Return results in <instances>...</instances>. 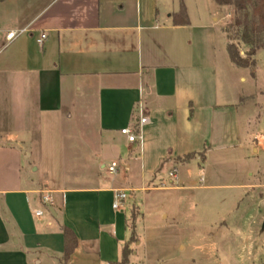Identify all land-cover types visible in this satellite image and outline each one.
Listing matches in <instances>:
<instances>
[{"label":"crops","instance_id":"0c3cea01","mask_svg":"<svg viewBox=\"0 0 264 264\" xmlns=\"http://www.w3.org/2000/svg\"><path fill=\"white\" fill-rule=\"evenodd\" d=\"M228 8L216 0H0V264L119 262L132 234L107 235L114 245L104 250L109 225L96 220L105 204L114 209L117 190L130 189L116 181L123 156L128 175L138 165L143 190H230L252 193L264 205V168L254 172L245 160H229L246 126L244 70H255L230 57ZM21 28L27 32L9 43L7 32ZM249 50L242 42V54ZM140 109L151 119L141 148L121 133ZM80 118L95 141L73 146L68 164L105 175L91 172L82 178L91 186L67 188L54 182L68 179L65 135ZM258 136L264 140L253 131L255 153ZM114 160L120 169L110 175ZM173 169V184L159 186ZM44 189L52 191L53 206L43 204ZM65 226L78 238L67 261ZM119 231L112 223V235Z\"/></svg>","mask_w":264,"mask_h":264},{"label":"rangeland","instance_id":"374dc122","mask_svg":"<svg viewBox=\"0 0 264 264\" xmlns=\"http://www.w3.org/2000/svg\"><path fill=\"white\" fill-rule=\"evenodd\" d=\"M244 13L245 11L241 12L239 16L243 17ZM226 15L230 36L234 37L237 31L240 34L241 29L234 25V19L237 17L234 8L226 9ZM220 22L221 20L217 23ZM233 42L241 55L246 57L242 54V42L239 39H234ZM254 59L255 75L251 74L249 68L244 70L247 80L241 83L246 96L241 108L246 125L241 133L242 146L229 160L236 164L245 160V163L257 172L264 168V140L257 137L259 151L255 153L252 148V133L258 132L264 138V48L256 52ZM72 128L75 132L65 135L64 167L67 168L68 179L63 182L56 180L54 183H62L67 188L91 186L93 181L82 179L91 175L90 166H70L68 163L71 161L70 153L74 151L72 147L93 143L95 136L87 130L89 127L83 118L78 119ZM48 158L49 162L54 160L52 154ZM120 162L121 170L116 178L117 184L130 189L127 190L125 207L114 210L105 204L100 209L103 218L96 221L101 223L102 227L109 225L105 230L106 234L102 236L104 250L111 249L114 245L109 242L107 235L120 239L122 230L124 237H130L132 234L128 264H260L264 261V232L260 231L264 205L260 208V202L254 194L234 193L230 190H218L209 194L191 190L146 191L142 189L144 181L138 172V165H133L132 176L126 173L125 156ZM197 172L199 169H196L193 175L195 180L200 176ZM92 173L103 174L99 168ZM105 173L107 176L108 173ZM37 176L42 178L41 171ZM106 176L104 180L110 181ZM169 180L168 177L165 182H160L159 186L172 185ZM261 181L264 183V173L261 175ZM134 207L140 210V214L139 211H134ZM164 214L168 215L167 218ZM219 219L226 221V228H219ZM125 222L129 223L128 229ZM112 223L119 226L118 235H112Z\"/></svg>","mask_w":264,"mask_h":264},{"label":"trees","instance_id":"16d2710c","mask_svg":"<svg viewBox=\"0 0 264 264\" xmlns=\"http://www.w3.org/2000/svg\"><path fill=\"white\" fill-rule=\"evenodd\" d=\"M216 2L220 5L233 6L234 13L235 15L237 14L234 19V25L241 29L240 34L237 31V34L231 37L228 27H226L230 40L228 51L232 61L241 67L254 68L256 62L253 57L259 48L264 47V0H216ZM244 11L243 17H240V13ZM181 14L186 15L184 5L182 6ZM187 21L186 19L185 22ZM234 39H239L250 47L246 57L241 55L237 45L233 42ZM63 232L65 239L64 260L67 261L78 246V238L68 226L63 227ZM129 255L130 246L127 244L123 249L122 259L113 264H128Z\"/></svg>","mask_w":264,"mask_h":264},{"label":"built area","instance_id":"2783aa9c","mask_svg":"<svg viewBox=\"0 0 264 264\" xmlns=\"http://www.w3.org/2000/svg\"><path fill=\"white\" fill-rule=\"evenodd\" d=\"M25 32H27V28H21L18 30H11L7 32L6 34V39L9 43L17 39L19 36L23 35ZM47 38L46 33H42L40 36H38L37 41L42 43L45 39ZM151 122V119L149 115L143 110L140 109V114L138 115L137 119L135 120L134 125H129L121 129V133L126 136L127 140L131 144H135L138 147H142L143 144V134H142V127L145 124H148ZM107 172L110 175H115L118 173L120 169V164L118 161L114 160L112 161L107 167ZM177 170L173 169L171 170L169 174V182L170 184H173V179L176 177ZM42 202L43 204L47 206H53L54 204V198L52 195V191L48 189L42 190ZM128 195L127 191L124 190H117L114 195V202H113V208L115 210H120L124 207V204L126 202ZM37 215H42L43 211L42 210H37L36 211Z\"/></svg>","mask_w":264,"mask_h":264},{"label":"water","instance_id":"95a60500","mask_svg":"<svg viewBox=\"0 0 264 264\" xmlns=\"http://www.w3.org/2000/svg\"><path fill=\"white\" fill-rule=\"evenodd\" d=\"M262 229L264 230V221H263V224H262Z\"/></svg>","mask_w":264,"mask_h":264}]
</instances>
